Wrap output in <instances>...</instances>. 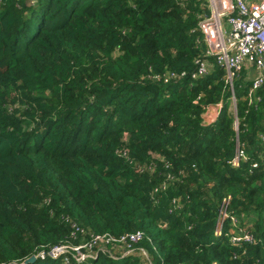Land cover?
<instances>
[{
    "label": "trees",
    "instance_id": "1",
    "mask_svg": "<svg viewBox=\"0 0 264 264\" xmlns=\"http://www.w3.org/2000/svg\"><path fill=\"white\" fill-rule=\"evenodd\" d=\"M208 14L206 0H0V264H264V88L251 101L243 71L232 94L213 59L192 78ZM226 200L236 222L218 237ZM139 233L129 255L94 244ZM90 245L82 262L37 257Z\"/></svg>",
    "mask_w": 264,
    "mask_h": 264
},
{
    "label": "built area",
    "instance_id": "2",
    "mask_svg": "<svg viewBox=\"0 0 264 264\" xmlns=\"http://www.w3.org/2000/svg\"><path fill=\"white\" fill-rule=\"evenodd\" d=\"M31 1L36 2L37 0ZM206 2L209 6V14L201 18L199 22V31L203 34L205 41L206 55L198 61V70L192 75V78H203L210 74L211 71L207 65L209 59H213L217 66L226 70L228 82L231 84L234 83L236 75L251 69L253 73L247 72L251 83L249 98L252 101L256 93L264 88V0H206ZM184 76L185 74H182V77ZM173 79L177 80L178 78ZM233 98L235 97L233 96ZM222 108L223 106L220 104L217 118ZM243 160H246L244 152L238 149L233 166L240 167ZM228 206L229 202L226 200L220 211V222L215 230V235H222L226 220L231 219L236 222L234 217L228 215ZM142 239L143 234L139 233L119 241L105 237L96 238L94 244L99 246L103 242L107 245L110 242L120 243L127 246L125 255H129L132 253V246ZM250 240L251 236L245 233L233 236L231 241L238 245L242 241ZM64 248L66 247L56 248L51 252H41L37 257L58 259L60 256L67 255L63 251L67 249ZM88 249L92 251L95 248L90 245L86 252ZM72 251L77 252L78 249H72ZM85 255L87 254H80L79 262L88 258Z\"/></svg>",
    "mask_w": 264,
    "mask_h": 264
},
{
    "label": "rangeland",
    "instance_id": "3",
    "mask_svg": "<svg viewBox=\"0 0 264 264\" xmlns=\"http://www.w3.org/2000/svg\"><path fill=\"white\" fill-rule=\"evenodd\" d=\"M227 78V77H226ZM228 80V79H227ZM235 83L236 84H238L239 83V81L237 80V78L235 79ZM228 84L230 85V90H231V93L233 94V92H234V83L233 84H231L230 82H228ZM236 96H235V98H232V100H233V103H232V114L233 115H237V108L235 107V104H236ZM237 106V105H236ZM219 107H220V105L219 104H217V105H213V106H210V110H209V114L207 115V120H206V123H209L211 120H213L214 118H217V112H218V110H219ZM237 122V121H236ZM236 126H237V124H236ZM236 130H238V126L236 127ZM228 202V201H227ZM216 236H221V235H216ZM90 246H87V248H89ZM99 250L102 252V253H106L107 254V252L108 251H110V248H109V245H107V244H105V242H103V243H101L100 245H99ZM86 248V249H87ZM64 249H67V250H63L65 253H67V255L68 256H70V257H72V259L73 260H78V261H80V256L78 255V253L77 252H74V251H72L71 250V248H69V246H66V248H64ZM96 252V249H93L92 251L90 250V249H88L87 250V252L85 253V254H87V255H85V256H87L88 258H91V259H94L95 257H96V255L94 254ZM145 253H148L147 251H144ZM144 252L142 251L141 252V254L142 255H144ZM108 255V254H107ZM111 254H109L108 256H110ZM64 261H67V260H65L64 259ZM155 261V264H157V263H159V261L157 260H154Z\"/></svg>",
    "mask_w": 264,
    "mask_h": 264
},
{
    "label": "crops",
    "instance_id": "4",
    "mask_svg": "<svg viewBox=\"0 0 264 264\" xmlns=\"http://www.w3.org/2000/svg\"><path fill=\"white\" fill-rule=\"evenodd\" d=\"M247 1H249V0H247ZM246 71H250L251 73H253L251 69H247ZM246 77L248 78V73H247ZM249 80H250V79H249ZM209 110H210V108H209L208 111L204 114V121H205V124H206V125H210V124L214 123V122L218 119V118H214V119L211 120L209 123H206V120H207V118H208L207 115L209 114Z\"/></svg>",
    "mask_w": 264,
    "mask_h": 264
},
{
    "label": "water",
    "instance_id": "5",
    "mask_svg": "<svg viewBox=\"0 0 264 264\" xmlns=\"http://www.w3.org/2000/svg\"><path fill=\"white\" fill-rule=\"evenodd\" d=\"M236 107V104H235ZM36 261V257L32 256L29 260H26L23 264H29V263H33Z\"/></svg>",
    "mask_w": 264,
    "mask_h": 264
}]
</instances>
